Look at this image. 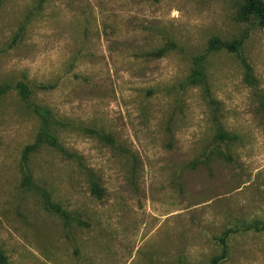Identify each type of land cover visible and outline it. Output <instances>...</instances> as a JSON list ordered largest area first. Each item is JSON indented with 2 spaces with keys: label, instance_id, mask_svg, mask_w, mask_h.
I'll use <instances>...</instances> for the list:
<instances>
[{
  "label": "rangeland",
  "instance_id": "374dc122",
  "mask_svg": "<svg viewBox=\"0 0 264 264\" xmlns=\"http://www.w3.org/2000/svg\"><path fill=\"white\" fill-rule=\"evenodd\" d=\"M240 7L0 0V264H264V28Z\"/></svg>",
  "mask_w": 264,
  "mask_h": 264
},
{
  "label": "trees",
  "instance_id": "16d2710c",
  "mask_svg": "<svg viewBox=\"0 0 264 264\" xmlns=\"http://www.w3.org/2000/svg\"><path fill=\"white\" fill-rule=\"evenodd\" d=\"M241 2V7L239 10V20L242 22H249L251 18H254L258 25L261 28H264V0H239ZM246 37H242L240 39H236L233 42L222 41L219 38H212L209 42L208 51L216 52L220 50H226L228 52H237L240 47L244 44ZM190 84L203 85L205 83V75L204 72L200 70L199 66L194 69L191 76L188 78ZM17 90L19 91V96L21 100L26 102L27 97L31 95L29 84L20 82L16 85ZM6 88L0 87V96L6 92ZM34 111V113L41 120L40 127V136H44V140L51 143L52 145H56V138L51 132L52 129V121L53 115L52 112L46 107L41 106H30ZM49 140V141H48Z\"/></svg>",
  "mask_w": 264,
  "mask_h": 264
}]
</instances>
